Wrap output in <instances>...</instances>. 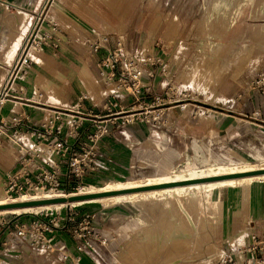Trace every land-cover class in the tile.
<instances>
[{"label":"rangeland","instance_id":"rangeland-1","mask_svg":"<svg viewBox=\"0 0 264 264\" xmlns=\"http://www.w3.org/2000/svg\"><path fill=\"white\" fill-rule=\"evenodd\" d=\"M93 1L91 10L88 0H0V86L11 58L19 52L31 19L39 16L46 28L50 27L47 20L53 19L65 38L74 41L76 30L84 40L92 31L106 32L113 44L117 40L122 42L124 54L137 55L147 61L145 70L153 72V76L145 75L143 81L150 84V90H141L136 97H126L122 103L127 104L128 109L131 106L139 108L142 100L151 103L160 96L166 103L156 108H164L162 116L169 113L178 129L166 131L135 121L133 123L141 124L145 132L139 139L141 143L136 144L137 138L129 133V125L125 126L123 130L128 131L129 145L135 149L131 153L134 157L130 161L131 169L123 173L97 174L88 181L91 184L81 187L78 193L91 192L93 187L104 188L108 182L126 187L135 185L136 181L144 183L146 176L160 174L165 164L174 168L171 172H176L174 177L190 172L191 168L215 164L213 170L199 173L203 176L199 178H207L219 166L245 169L264 163V122L254 118L252 113L256 111L255 116L259 118V110L261 118L264 117V84L256 83L259 76H264V0ZM78 47L79 51L69 49L67 53L57 52L56 55L46 48L31 49L29 56L36 64H32L27 75L25 96L39 103L71 109L77 98L86 94L73 81L74 75L79 71L76 77L87 84L84 73L88 74L92 66L98 78L96 67L89 65L87 49L82 47V42ZM215 49L218 50L216 54ZM39 86L54 97H41L37 93ZM100 87L104 89L101 83ZM85 96L87 98L81 102L83 111L91 104L105 102V99L99 102ZM13 103L7 101L6 105L13 107ZM26 103L44 107L43 104ZM49 108H41L47 112L43 121L54 111ZM94 112L100 113L99 110ZM211 118L225 120L221 121L220 130H212ZM87 124L91 129L87 120L83 127ZM137 146L140 147L135 148ZM5 147L7 152L0 151V164L9 168L17 153L10 143ZM135 156L138 157L136 161ZM186 184L191 182L175 185ZM259 186L264 187V183ZM168 187H146L15 207L51 208L88 198H103L76 207L82 208V212H94L95 226L105 239L100 259L89 255L79 264H206L207 259L219 252V243L248 226L251 208L248 196L251 187L248 185L205 191L191 202L188 191L136 195L130 199L111 197ZM45 196L40 194L37 198ZM237 206L240 208L234 212L232 208ZM4 216L13 218L15 215ZM163 217L168 219L169 226L161 253L156 255L148 240L157 226L160 225V231L164 229ZM173 224H177L175 229H172ZM172 230L173 235L169 234ZM147 243L150 248L146 247ZM171 244L175 246L170 249ZM0 264L72 263L14 250L1 252Z\"/></svg>","mask_w":264,"mask_h":264},{"label":"built area","instance_id":"built-area-1","mask_svg":"<svg viewBox=\"0 0 264 264\" xmlns=\"http://www.w3.org/2000/svg\"><path fill=\"white\" fill-rule=\"evenodd\" d=\"M39 20V16L31 19L18 54L8 64L0 86V112L7 100L39 104L35 99L24 97L26 78L35 63L29 56L30 49L41 51L46 48L57 54L63 44L72 43L70 37L65 38L55 20H47L49 28L43 27V20ZM74 37L80 39L88 52L100 55L96 65L106 89L105 102L99 108L100 113L94 112L90 106L83 111L81 102L87 97L81 95L70 110L52 107L54 111L39 125H33L15 111L9 118L0 115V146L11 143L17 147L13 166L0 172V192L7 203L17 202L22 195L37 190L50 195L48 199L80 194L79 188L90 185L88 181L92 177L110 172L102 139L112 136L115 131L129 138L123 128L130 123L150 124L166 131L178 129L169 113L162 116L164 108H156L166 103L160 96L151 103L142 100L139 108L131 106L128 109L127 104L122 103L126 97H136L141 90H150V84L143 81L145 75L153 76V72L145 70L147 61L137 55L124 54L122 42L117 40L113 44L106 32L92 31L85 40L78 33ZM256 83L264 84V76H259ZM252 113L254 118L264 122L259 110V118L255 116L256 111ZM86 120L90 121L91 129L83 127ZM83 128L85 130L81 134ZM77 205L82 204L23 212L15 220L1 214L0 253L14 250L29 252L72 264L81 263L89 255L100 259L105 239L95 226V214L82 212V208H76ZM62 207L65 209L61 210ZM206 262L264 264V235L231 236L219 243V252Z\"/></svg>","mask_w":264,"mask_h":264},{"label":"crops","instance_id":"crops-1","mask_svg":"<svg viewBox=\"0 0 264 264\" xmlns=\"http://www.w3.org/2000/svg\"><path fill=\"white\" fill-rule=\"evenodd\" d=\"M88 5H89L90 9L92 10L93 5H94V1L93 0H88ZM110 8L113 10L114 13L117 12L116 9H114L112 7H110ZM68 24H70V22ZM120 24L121 23H119L118 25H120ZM74 29L76 30L75 27H74ZM68 31H69V29H68ZM76 35H77V30H76L74 36H76ZM75 38L76 39H74V41L72 40L71 44H69V45L63 44L62 46L64 48L62 46L60 47V49L58 51L59 54L62 53V52L63 53L64 52L67 53V52H69V49L70 50L73 49L74 51H77L78 50L77 48H79L78 44L80 42L77 40V37H75ZM74 43H75V45H74ZM87 53H88V58H89L88 59L89 65L90 66L94 65L96 67V74H97V76L99 78L98 68H97L96 64H97V60L99 59L100 55L99 54L90 53L88 51H87ZM34 64H36V63H34ZM91 68L93 69V71H92ZM91 68L89 67V73L88 74L84 73L85 74L84 76L86 78L87 84L82 83L81 79L80 78L78 79L76 77L79 71L77 72L76 75H74L73 81H75L77 84H79L83 88V90L86 93L85 95H88V96H90L93 99L99 100V102H101V101L103 102L104 98L106 96V89L103 87L101 81L98 80V78L96 77L95 69L92 66H91ZM31 69H32V67H31ZM31 69H30V71H31ZM55 76H56L57 81H58L59 77L57 75H55ZM36 77H35V79H36ZM100 83H101V86L104 89H102L100 87ZM59 85H61V84H59ZM29 89H30V87H29ZM29 89H28V92H29ZM26 92H27V85H26ZM26 92H25V95H26ZM98 92H99V94H98ZM37 93H39L40 96L43 97V98H45V97H47V98L48 97H54L53 95H51L49 93L46 94L47 92L44 93L43 92V88L40 87V86L38 87ZM95 93H97V94H95ZM25 95H24V97L26 99H30V98H27ZM17 103H19V104H17ZM39 104H43L44 107L28 104L25 101L14 102L13 103V107L15 106L14 108L13 107H8L5 104L3 109H2L3 112L1 111L0 115L5 117V118H9L11 116V114H12V111H15V112L20 113L22 116L26 117L30 121V123H32L33 125H39V124H41V123H43L45 121V120L43 121V119L45 118L46 113H47L45 110H42L41 108H44L46 110H49L50 109L49 107H51V108L52 107L64 108V107L52 106V105L45 104V103H39ZM30 105L33 106V108H30ZM91 105H89V106L92 107L94 109V111H98L99 108H100V105H102V104L101 103H95L93 106H91ZM25 106H27V107H25ZM64 109L67 110V108H64ZM68 110H70V109H68ZM4 114H6V115L4 116ZM48 117H49V115H48ZM211 120L213 121L212 130H216V131L221 129V127H222L221 121L222 122L225 121V120H222V118H219L217 120L211 118ZM184 123H186V122H184ZM85 127L89 128L88 124ZM128 127H129L130 132H132L133 136L135 138H137V140H138V141H136V144H140L141 142L139 141V139L141 140L144 137V133H145V132H143L144 131V127L141 124H138V123L129 124ZM181 128L183 129L184 127L181 126ZM84 130H85L84 128L81 129L80 133L83 134L82 132ZM124 133L128 134V131H124ZM129 143L130 142H129L128 138H125L122 134H119L116 131L112 134V136L104 137L102 139L101 145H102L103 151L107 155L110 172H112V173H119V172L123 173L124 171H126L128 169H131L130 161H131V159H134L133 156L131 157V153H133L135 149H132V147L130 146L131 144L129 145ZM6 144H9V143H6ZM6 144H4L3 146H0V151L1 152H7L6 147H5ZM11 145H13V147H15V151L17 153V147L14 144H11ZM139 147L140 146H137L135 148H139ZM129 150L131 152H129ZM136 159H138L137 156H135V160L134 161H136ZM14 161H15V159H14ZM214 165L215 164H211L209 166L207 165V166H204L203 168H191L190 170L204 171V170H207L209 167L214 166ZM9 168H6V167H4L3 165L0 164V172H3L4 170L9 169ZM162 169L163 170H162V172L160 174H156V175H153V176H146L145 179L149 178V177L150 178H158V177H162V176H165V175H173V173H171L173 171V169H174L172 166H169V165L165 164L162 167ZM175 173L176 172H174V174ZM260 184H263V183H260ZM260 184H257L256 186L251 187V189L248 191V196L250 198L249 202H250V207H251L250 208L248 226L245 228V230L243 232H235L234 234H249V235H254V236H257V237H261L262 235H264V187L263 186L257 187ZM239 208H240V206L239 207L237 206V207H233L232 209L234 210V212H237L239 210ZM218 251H219V249H218Z\"/></svg>","mask_w":264,"mask_h":264},{"label":"bare ground","instance_id":"bare-ground-1","mask_svg":"<svg viewBox=\"0 0 264 264\" xmlns=\"http://www.w3.org/2000/svg\"><path fill=\"white\" fill-rule=\"evenodd\" d=\"M253 49L251 48L250 51H253ZM217 52H218V50L215 49L214 53L216 54ZM239 57H240V54H239ZM213 169H214L213 166L208 168V170H213ZM216 169L217 170L215 172H213V174L208 175L207 177H211V178L222 177V178L216 179V180L198 181V179H200L199 178L200 176L203 177L201 174H199L202 171L191 170L190 172L185 173V174H181V175L177 173L178 175L176 177H174L172 175H165V176L158 177V178H150L149 177V178L145 179L144 183H141L140 181H136L135 185L129 186V187H126L121 183L113 184V183L108 182L105 184L104 188L93 187V189L91 188L93 191L87 192L85 194L104 193V192H119V191L135 190V189L146 188V187H155L156 185H157L156 187L169 185L168 188L152 189V190L133 192V193L131 192L129 194L125 193V194H121V195H117V196H111V197H114L115 199H130V197L136 196V195H147V194H151V193H171L172 194V193H177L179 191H188V193H189L188 198L190 197L189 201L191 202V201L196 200L195 198H197V195H200L201 193H203L205 191L215 190V189H219L221 187L222 188H234V187H239V186H243V185H248L250 187H253L254 185H256L259 182L264 183V163L252 164L250 166H247V168H245V169H239V167H237V166H234V167L219 166ZM224 175H226V176H224ZM184 181L185 182H191V184L178 185V186L175 185V184H178L175 182L185 183ZM193 181L196 183H192ZM80 188H79V191H80ZM40 194H44V193L42 191L37 190L35 192H31L30 194H25L24 196L22 195L17 200V202H26V200L29 198L30 199H37L38 196L40 197ZM45 195H46L45 197H47V198L49 197L48 194H45ZM92 196H94V195H92ZM79 199H81V198H79ZM88 199L89 200L80 201V202H73L72 204H84V203L99 202L103 198H96V199L88 198ZM72 200H76V199H72ZM4 204H7V202L5 201L4 197L0 194V207H1L0 208V215L1 214H3V215L11 214V213L12 214H20L23 212H37V211L41 210L42 208L50 207V206H31V207H19L18 208V207L14 206L15 208H12V207L2 206ZM60 205L61 204H59L57 206L59 207ZM163 219H164V217L161 219L162 220L161 223L165 222L164 223L165 226H162V228L164 227V229H162L160 231V227H159L160 225L159 226L156 225L157 227L155 228V231L153 232V234H151L150 238L148 237L149 238L148 242H151L150 244L152 245V248L155 250L156 255L158 252H160L162 250L161 248H162L165 236H166V229L169 226L167 224L168 219L165 218L164 219L165 221ZM166 220H167V222H166ZM178 221L179 220H177V223H178ZM159 224H160V222H159ZM183 225H184V223H183ZM170 226H172V225H170ZM176 226H177V224L176 225L173 224L172 229H175ZM172 231L173 232L172 233L170 232L169 234L173 235L174 230H172ZM151 233H152V229H151ZM142 244L141 245L139 244V245L140 246L144 245V247H145L146 243L143 245ZM172 246H175V245L171 244L170 249L174 248ZM146 247L150 248L149 244H148V246L146 245ZM167 250H169V248H167ZM164 252H166V251H164ZM155 257L157 258V256H155Z\"/></svg>","mask_w":264,"mask_h":264},{"label":"water","instance_id":"water-1","mask_svg":"<svg viewBox=\"0 0 264 264\" xmlns=\"http://www.w3.org/2000/svg\"><path fill=\"white\" fill-rule=\"evenodd\" d=\"M210 178L211 177L200 178L198 180H207V179H210ZM175 183H181V182H175ZM104 193H112V192H104ZM97 194L99 195V194H102V193L78 194V195L69 196L68 198L57 197V198H49V199H41V200H30V201H26V202H13V203L4 204L2 206H5V207L26 206V205H33V204H40V203H47V202H57V201H61V200H64V199L72 200V199L86 198V197H90L92 195H97ZM19 215L20 214L15 215L12 218V220H15L16 218H18Z\"/></svg>","mask_w":264,"mask_h":264}]
</instances>
